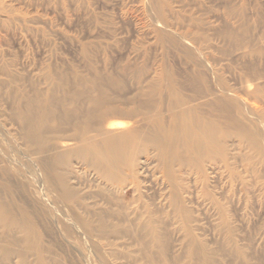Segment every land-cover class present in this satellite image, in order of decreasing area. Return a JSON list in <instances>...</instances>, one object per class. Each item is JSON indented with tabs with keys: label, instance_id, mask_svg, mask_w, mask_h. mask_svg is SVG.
Returning <instances> with one entry per match:
<instances>
[{
	"label": "bare ground",
	"instance_id": "6f19581e",
	"mask_svg": "<svg viewBox=\"0 0 264 264\" xmlns=\"http://www.w3.org/2000/svg\"><path fill=\"white\" fill-rule=\"evenodd\" d=\"M10 1L0 0L3 27L34 23ZM139 2L159 58L126 72L127 79L103 77L99 69L90 76L76 71L67 81L54 66L29 74L37 83L27 86L0 66V88L10 87L13 97L9 112L0 113L10 148L0 149L1 264H61L24 206L7 197L10 177L36 199L49 195V213L72 240L92 242L108 258L120 255L108 264H157L172 236V253L186 264H219L220 254L233 264H258L256 236L241 233L229 214L233 207L243 221L244 207L264 209V174L254 178L264 166V26L246 35L241 11L228 7L234 30L215 28L243 59L230 85L209 51L211 22L181 10L201 0ZM170 53L188 59L182 73L164 62ZM204 207L220 247L197 238L204 223L196 210Z\"/></svg>",
	"mask_w": 264,
	"mask_h": 264
},
{
	"label": "rangeland",
	"instance_id": "374dc122",
	"mask_svg": "<svg viewBox=\"0 0 264 264\" xmlns=\"http://www.w3.org/2000/svg\"><path fill=\"white\" fill-rule=\"evenodd\" d=\"M12 1L10 2L17 3L18 6L22 7V10L27 11L34 23H28L25 27L21 22L13 20L9 25L4 24L3 27L4 22L0 21V66L6 68L8 72L16 74L14 77L23 78L24 82H27V86H30V84L36 86L37 83L29 74L54 66L60 72L62 69L63 73L66 71L67 74H64H66L65 80L67 81L73 80L76 71H81L82 74L90 76L97 74L99 69L98 72L99 74L102 72L103 77L117 74L121 78L125 76L127 79L129 77L126 72L135 71L155 62L159 58L158 51L153 50L154 47L145 35L146 30L144 29L142 16L138 11L140 7L139 0ZM201 1L200 5L195 6L184 4L181 10L183 13L188 12L194 16H199L205 22L207 20L211 22H207L212 31L206 32L208 35L206 40L209 46L211 45L214 48L211 49L210 46L209 51L215 58L221 59L220 62L216 63L217 66L222 65L221 77L224 80L227 79L225 81L229 82L228 84H234L238 73L241 72L239 71V64L242 63L243 59L238 58L233 53L234 44L222 36L225 29L227 30L229 27L230 30H234L232 26H236L235 19H231L230 16L226 15V9L229 7L237 12L241 11L242 18L239 21L241 25L245 22L241 27H245L243 32L246 30L245 34L251 36V34L261 31L262 26H264V0ZM1 2H5V0H1ZM0 19L3 20V17H0ZM215 28L219 30L222 28V33L217 29L218 32H216ZM84 47L88 48L87 55L83 52ZM172 55H176V57ZM164 57V62L166 61L168 66L172 67V70L178 71V73H182V68L188 62V59L182 54L170 53ZM177 65H179V70ZM237 67L239 70H237ZM61 89L57 90V94L55 91L53 92L57 98L62 96ZM11 91L10 87L0 88V113L2 114L9 112L11 99L13 98L10 96L12 95L10 94ZM10 122L12 123L13 120H10ZM0 140L3 141H0V149L4 152L8 151L10 148L6 147L5 143L9 141V138L2 131H0ZM257 169L258 172L254 178L264 174V166H259ZM8 180L7 184L13 191L7 197L12 198L13 202L24 206L31 220L36 223L42 242L48 246L54 259H58L61 264H108L109 260L118 261L117 257L120 255L108 258L100 246L88 241L77 242L65 234L61 230V225L56 216L49 213V195L39 194L40 196L36 199L32 193L23 191L19 181L15 178L10 177ZM80 184L83 187L92 188V182L88 178H81ZM246 199L245 197L244 204L248 205ZM255 207L251 208L249 205L246 208L244 207L242 213L246 219L243 221L237 220L233 207L229 215L232 224L241 233L244 230L246 236H256L251 250L254 256L253 259L258 264H264V209L260 210ZM196 214L203 219L202 222L204 223V227L199 230L197 238L202 239L208 245H213L215 240L214 245L220 247V239L213 238L210 234L212 231L209 225L206 224V219H204V217L207 218L209 211L204 207V209L196 210ZM174 243L175 240L172 236V239L168 240L166 244L167 248L164 253L158 258L159 262L156 260L157 264H186L187 259L182 253H172V250L175 249ZM130 248L132 249L134 246ZM216 259L219 264L222 261L233 264L232 260L221 256V254ZM21 264H26V262L21 261Z\"/></svg>",
	"mask_w": 264,
	"mask_h": 264
}]
</instances>
